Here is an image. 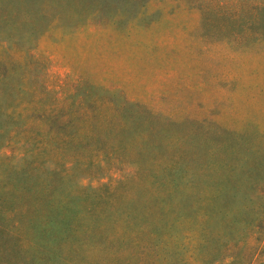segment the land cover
<instances>
[{
    "label": "rangeland",
    "instance_id": "obj_1",
    "mask_svg": "<svg viewBox=\"0 0 264 264\" xmlns=\"http://www.w3.org/2000/svg\"><path fill=\"white\" fill-rule=\"evenodd\" d=\"M0 66V264H264V0H0Z\"/></svg>",
    "mask_w": 264,
    "mask_h": 264
},
{
    "label": "trees",
    "instance_id": "obj_2",
    "mask_svg": "<svg viewBox=\"0 0 264 264\" xmlns=\"http://www.w3.org/2000/svg\"><path fill=\"white\" fill-rule=\"evenodd\" d=\"M230 1H231V5H232V7L235 8V7H236V0H230ZM245 1H246V0H245ZM215 6H216V9H217V10H218V9H221V10L224 9V4H222V5L219 6V4L216 3ZM242 7L244 8L246 14H249V15L252 16V17H253V15H255V13H257V11L259 10V7L256 6V5H248V4H244V6H242ZM235 17H236V16H232V19L235 18ZM251 24H254V20H249V19H248V21H247V23H246V25H245V29H248L247 26L249 27V26H251ZM11 74H12V70H11V69H8L7 67H1V66H0V98H1L2 94H4L2 88L5 87L4 84H5V82L9 79V77L11 76ZM23 91H24V89L21 88V89H20V92H23ZM32 105H34V104H30V105H28L29 108H30V110H31V112L34 111V108H33ZM16 108H17V107H16V104L14 103V105H11V106L6 110V112H7L8 114L14 113V112H16ZM46 112H48V111H46Z\"/></svg>",
    "mask_w": 264,
    "mask_h": 264
}]
</instances>
